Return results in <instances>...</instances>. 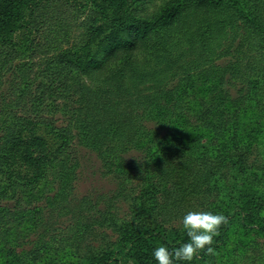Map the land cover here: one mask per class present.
I'll use <instances>...</instances> for the list:
<instances>
[{
  "label": "rangeland",
  "instance_id": "rangeland-1",
  "mask_svg": "<svg viewBox=\"0 0 264 264\" xmlns=\"http://www.w3.org/2000/svg\"><path fill=\"white\" fill-rule=\"evenodd\" d=\"M171 7L179 14L156 27L155 45L106 58L96 71L61 64L59 85L43 74L56 49L40 48L31 92L22 91L20 104L7 109L52 123L34 130L49 142L52 162L62 147L59 128L70 134V149L60 156L64 163H53L54 181L41 185L38 199L20 214L24 223L1 219L0 264H132L128 249L118 244L117 226L137 224L131 205L146 204L143 188L157 179L158 168L178 165L185 173L177 171L167 184L170 192L151 223L163 233L186 234V211H221L228 217L226 241L205 261L194 257L188 264H264L249 255L255 245L264 251V235L244 227L246 211L240 209L245 201L255 208L257 201L264 219V0H131L124 18L155 22ZM75 14L71 3L55 16L59 22ZM45 80L58 91L53 97L47 91L41 108L35 92ZM4 89L0 84V95ZM1 104L0 153L10 147L11 127L2 125L8 111ZM36 108L39 113H30ZM210 147L215 152L209 156L223 158V166L193 190L189 172L202 167ZM16 197L3 187L1 216L18 210ZM6 246L16 256L2 250Z\"/></svg>",
  "mask_w": 264,
  "mask_h": 264
},
{
  "label": "trees",
  "instance_id": "trees-1",
  "mask_svg": "<svg viewBox=\"0 0 264 264\" xmlns=\"http://www.w3.org/2000/svg\"><path fill=\"white\" fill-rule=\"evenodd\" d=\"M131 0H0V84L5 86L0 95L2 110H7L8 118L2 125L10 124V134L7 136L10 147L3 149L0 153V194L3 187L16 196V208L8 210L1 219L17 218L21 225L25 218L21 213L25 212V207L29 202L36 201L37 191L44 183L51 184L58 175L53 163L59 161L60 164L65 161L60 160L63 151L70 149L71 136L63 131L64 128H57L56 135L61 140V146L56 151L54 162L49 155L51 149L49 142L41 135L34 134V130L40 123L50 125V121L45 119H36L35 117L21 115L14 108L8 110L14 103L20 104L24 97L22 91L31 92L33 80L32 74L35 73V60L40 48L47 47V50L56 49L54 56L48 62L43 74L46 80H50L52 85L61 84V64H71L76 69H90L96 71L104 65L106 58H113L123 51L145 50L155 45L158 38L156 27H165L173 21L179 14L177 7H171L170 10H164L161 16L155 22H127L124 18V11ZM135 3H141L143 0H133ZM201 4L210 3L212 0H197ZM74 3L78 14H75L70 20L57 21L55 16L59 8H70ZM66 11V10H65ZM64 11V12H65ZM67 12V11H66ZM65 12V13H66ZM48 24L47 29L42 27ZM49 32V34H46ZM156 36V37H155ZM63 43H66L63 46ZM95 48V52L90 55V48ZM24 53V54H23ZM29 55L19 60L20 55ZM46 80L40 82L37 86L35 95L40 102L41 108L45 102V93L50 90ZM50 90L52 97L56 95L58 88ZM40 91V92H39ZM40 109L31 110L30 113H39ZM38 116V114H37ZM36 116V117H37ZM52 124V123H51ZM5 128V127H4ZM31 132L32 134H29ZM25 133V137H24ZM224 148L227 145L223 146ZM214 148L210 147L205 151L208 157L202 160L199 168L194 167L190 170V186L193 190L196 187L204 186L212 177V169H220L223 166V158L218 161L212 160ZM221 150V148L219 147ZM218 151V150H217ZM241 158H238V162ZM200 164V165H201ZM179 165L171 170L158 168L156 177L151 185L143 188L146 196L144 206L132 204V215L137 220L134 224L131 220L122 221L117 226L119 234V243L122 249L127 248V257L131 258L132 264H157L152 255V249L160 244H166L169 248L177 247L180 243L187 240V234L177 230L162 232V227L158 224H152L151 220L157 212H160L164 205L166 192H170L167 184L177 174L182 175ZM183 177V176H182ZM264 179V172L261 176ZM261 179V180H262ZM184 177L182 181H186ZM219 180V178H218ZM185 185V183H182ZM49 185H47L48 187ZM189 186V187H190ZM187 186V188L189 189ZM186 188V189H187ZM256 199V198H252ZM24 209V210H23ZM244 215V227L255 226L259 234L264 235V219L259 214L257 201L255 208L249 206V202L241 204ZM8 223V221L6 222ZM11 223V222H9ZM157 223V222H155ZM228 227V226H227ZM226 227V228H227ZM226 230L222 224L218 234L214 237L211 247H219L226 241ZM5 238V237H4ZM9 255L16 254L11 247L9 250L4 247ZM32 256L38 258V251L32 252ZM208 253V254H207ZM254 263H264V251L255 245L249 254ZM209 252L200 250L195 256L200 261H205ZM207 257V258H206ZM189 262H181L188 264Z\"/></svg>",
  "mask_w": 264,
  "mask_h": 264
},
{
  "label": "clouds",
  "instance_id": "clouds-1",
  "mask_svg": "<svg viewBox=\"0 0 264 264\" xmlns=\"http://www.w3.org/2000/svg\"><path fill=\"white\" fill-rule=\"evenodd\" d=\"M227 222L228 217L221 211L190 209L182 217L188 239L174 248L160 244L152 249V255L157 264H181L192 261L202 249L211 253L214 237Z\"/></svg>",
  "mask_w": 264,
  "mask_h": 264
}]
</instances>
